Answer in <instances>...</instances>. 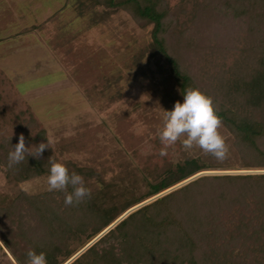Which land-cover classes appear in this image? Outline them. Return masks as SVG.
I'll use <instances>...</instances> for the list:
<instances>
[{"label":"trees","instance_id":"trees-1","mask_svg":"<svg viewBox=\"0 0 264 264\" xmlns=\"http://www.w3.org/2000/svg\"><path fill=\"white\" fill-rule=\"evenodd\" d=\"M190 1L170 9L167 0H77L78 9L124 12L150 29L148 60L161 59L169 72L161 84L166 103L173 109L190 89L210 97L229 134L225 158L191 156L178 140L172 146L182 163L174 166L164 156L159 172L149 175L155 180L143 177L144 184L135 187L67 163L84 177L91 198L66 207L64 192L20 193L0 207L5 257L28 264L29 251L44 252L48 264H65L80 251L71 250L72 242L84 237L86 246L132 208L200 173L264 170V0H193L189 15ZM22 106L21 135L26 147L38 146L46 130ZM20 136L0 139L4 176L15 184L47 177L49 158L60 163L50 149L9 167L8 154ZM152 141L160 155V138ZM28 217L32 225L25 224ZM70 264H264V174L201 176L130 213Z\"/></svg>","mask_w":264,"mask_h":264},{"label":"rangeland","instance_id":"rangeland-1","mask_svg":"<svg viewBox=\"0 0 264 264\" xmlns=\"http://www.w3.org/2000/svg\"><path fill=\"white\" fill-rule=\"evenodd\" d=\"M167 3L170 9L180 4ZM78 6L77 0H0V139L21 135L24 102L46 130L45 142L38 144L48 143L47 149L60 163L93 169L120 187L142 186L143 177L155 180L149 175L164 165L152 140L159 138L165 111L172 110L162 96L167 65L161 59L148 60L150 29L138 27L128 14ZM186 9L190 15L193 0ZM143 50L139 62L136 56ZM219 133L225 141L229 137L223 127ZM187 151L191 156L203 152L196 146ZM167 155L172 165L182 163L173 146ZM4 172L1 167L0 207L20 193L49 192L46 176L15 184ZM204 173L223 174L198 175L264 174V170ZM30 220L25 224L32 225ZM86 242L82 237L70 248L81 251ZM3 253L0 242V264L7 259L17 264Z\"/></svg>","mask_w":264,"mask_h":264},{"label":"clouds","instance_id":"clouds-1","mask_svg":"<svg viewBox=\"0 0 264 264\" xmlns=\"http://www.w3.org/2000/svg\"><path fill=\"white\" fill-rule=\"evenodd\" d=\"M165 123L159 133L161 144L160 156L167 155V148L181 141L185 149L199 147L204 153L211 154L217 160H223L228 152L224 138L219 133L222 121L213 107L210 97L196 89L187 90L183 94V102H177L171 111H165ZM49 148L48 143L26 147L23 135L8 154L9 167L22 163L26 158H40ZM47 184L48 191L66 193L64 204L66 207L79 205L90 199L92 192L86 186L85 179L75 171L70 172L66 165L49 158ZM71 189L69 192L68 189ZM28 264H48L44 252L27 253Z\"/></svg>","mask_w":264,"mask_h":264},{"label":"water","instance_id":"water-1","mask_svg":"<svg viewBox=\"0 0 264 264\" xmlns=\"http://www.w3.org/2000/svg\"><path fill=\"white\" fill-rule=\"evenodd\" d=\"M203 174H223V173H203ZM226 174H231V173H226ZM232 174H241V173H232ZM198 176H201V175H198ZM196 176V177H198ZM196 177H193L185 182H183L181 185L179 186H182V185H185L187 184L188 182L194 180ZM178 187V186H177ZM173 189L171 190H168L166 191L165 193H162L160 195H158L157 197L155 198H152L151 200L137 206V207H134L133 209L129 210L126 214H124L122 217H120L114 224H112L107 230H105L101 235H99L96 239H94L89 245L85 246L75 257L71 258L68 262H66L65 264H70L72 263L77 257H79L84 251H86L90 246H92L96 241H98L102 236H104L108 231H110L115 225H117L120 221H122L126 216H128L130 213L136 211L137 209L141 208L142 206L148 204L149 202H152L154 200H156L157 198H160L166 194H168L170 191H172Z\"/></svg>","mask_w":264,"mask_h":264},{"label":"bare ground","instance_id":"bare-ground-1","mask_svg":"<svg viewBox=\"0 0 264 264\" xmlns=\"http://www.w3.org/2000/svg\"><path fill=\"white\" fill-rule=\"evenodd\" d=\"M126 213H127V212H126ZM126 213H125V214H126ZM113 224H114V223H113ZM107 229H108V228H107ZM107 229H106V230H107ZM101 234H102V233H101ZM101 234H100V235H101ZM96 238H97V237H96ZM91 242H92V241H91ZM91 242H90V243H91ZM90 243H89V244H90ZM89 244H88V245H89ZM76 255H77V254H76ZM76 255H75V256H76ZM75 256H74V257H75Z\"/></svg>","mask_w":264,"mask_h":264},{"label":"crops","instance_id":"crops-1","mask_svg":"<svg viewBox=\"0 0 264 264\" xmlns=\"http://www.w3.org/2000/svg\"><path fill=\"white\" fill-rule=\"evenodd\" d=\"M88 244H89V243H88ZM88 244H87V245H88Z\"/></svg>","mask_w":264,"mask_h":264}]
</instances>
